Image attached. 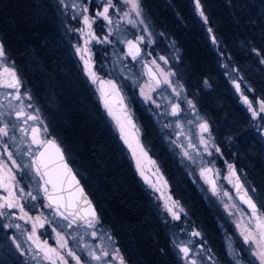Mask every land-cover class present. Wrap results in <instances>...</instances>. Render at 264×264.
I'll return each mask as SVG.
<instances>
[{
    "label": "trees",
    "instance_id": "16d2710c",
    "mask_svg": "<svg viewBox=\"0 0 264 264\" xmlns=\"http://www.w3.org/2000/svg\"><path fill=\"white\" fill-rule=\"evenodd\" d=\"M140 2L153 29L179 50V76L207 116L222 152L218 163H232L238 174L245 173L252 181L257 194L264 195V146L225 76L227 68L234 69L255 97L264 98L260 62L264 0H200L207 24L196 11L195 0ZM56 14L53 0H0V40L126 264H178L172 261L177 258L172 245V230L177 227L203 230L220 250L212 212L156 140L158 130L149 115L135 105L143 141L183 207L186 221L170 219L144 188L96 92L82 75Z\"/></svg>",
    "mask_w": 264,
    "mask_h": 264
},
{
    "label": "snow or ice",
    "instance_id": "6c2138e0",
    "mask_svg": "<svg viewBox=\"0 0 264 264\" xmlns=\"http://www.w3.org/2000/svg\"><path fill=\"white\" fill-rule=\"evenodd\" d=\"M59 5L63 15L71 16L72 20L81 24L80 27L69 26L67 29L70 33L78 34V41H83L82 44L77 42L72 45L75 54L89 82L100 84V100L107 116L115 122L120 139L131 150L137 170L144 177L145 183L149 184L154 193L159 194L156 198L163 201L164 211L173 221L181 220L183 208L179 202L173 199L171 193L165 199L164 192L156 187V182L142 168L137 150L133 148L127 132L131 128L135 136L139 129L122 95L123 85L116 78L104 80L99 77L92 59L93 42L113 46V63L121 68L122 75L123 69L128 67L123 63L126 58L130 57L135 64L141 65L138 76L147 77L145 83L138 85L141 97L156 109H163L159 113L161 117L174 118L162 125L166 129L174 125L179 130L175 132L176 139L171 140V143L180 149V154L191 166L199 169V176L209 186L212 195L220 199L243 241L244 247L236 249L229 237L226 244L229 259L233 264H242L240 252L246 251L254 258L248 264H264V195H258L255 187L247 185L236 167L227 161V173L223 174V179L235 193V198L217 184L221 171L216 168L214 160L204 159L205 156H213L210 149H214L216 154L221 153V149L212 140L208 122L199 117L192 100L182 95L183 85L171 79L175 73L162 69L157 59H146L151 53L142 46L150 48L154 43L149 29L144 27L140 34L129 38L130 34L122 27L128 25L137 28L144 24L140 0H97L94 16L89 14V7L83 0H59ZM195 8L207 24L200 0H195ZM99 19L105 22L107 28L103 37L98 36L93 28ZM209 32H212L211 28ZM212 42L217 43L214 35ZM120 44L124 48L116 47ZM253 51L257 56L261 55L259 51ZM158 60L165 65L169 63L163 55L158 56ZM260 62L264 64V58ZM124 78L129 79L128 76ZM133 83L136 84V81ZM233 84L252 119L264 121V98L250 100L239 83L233 81ZM164 86L171 89L170 95L165 94ZM153 93H157L167 103L158 102ZM112 97L116 98L115 107L119 109L120 115L114 110L110 99ZM32 99L31 93L24 88L15 62H9L4 45L0 42V222H3L0 228L6 234L12 231V234L6 235V241H10V244L5 243L4 247L9 254L18 253L21 257H30L35 264H126L114 238L101 230L97 211L69 166L61 146L54 138H49L46 122ZM185 101L187 108L182 107L181 102ZM189 111L195 120L188 118ZM182 121L199 129L196 134L198 144L194 142L191 131H185V123ZM181 137L184 138L183 142ZM135 139L139 152L147 157L148 153L138 136ZM149 162L155 164L150 158ZM155 171L159 172V168ZM159 179L163 180V176ZM25 180L29 189L24 186ZM164 187H167L166 181ZM224 198L230 203L225 202ZM41 199L43 203H34ZM36 209L48 211L30 215ZM164 219L167 221V217ZM25 225L30 227L25 228ZM46 226L54 234L55 246L43 238ZM187 235L202 240L201 232L195 228L189 230ZM173 246L178 249L179 258L184 264H206L205 257L210 264H219L211 249L205 248L203 242L194 246L191 239H174Z\"/></svg>",
    "mask_w": 264,
    "mask_h": 264
},
{
    "label": "rangeland",
    "instance_id": "374dc122",
    "mask_svg": "<svg viewBox=\"0 0 264 264\" xmlns=\"http://www.w3.org/2000/svg\"><path fill=\"white\" fill-rule=\"evenodd\" d=\"M53 1H54V6H55V11L57 13L56 15H57L58 21H60L61 26L63 28L64 39H65L68 47L70 48L74 59L76 60L78 66L80 67L82 75L85 77L87 83L96 92V94L98 96L99 105H100L105 117L107 118L110 126L114 129V131L116 132L121 144L125 148L126 153H127L126 155H127L128 159L130 160L132 167L134 169V172L136 173L137 177L141 180V182L144 184V186L151 192L150 195L159 203L161 209L164 211L163 201H160L156 198L159 194L154 193L152 191V188L149 186V184L145 183L144 177H142L140 175L139 171L137 170L136 162L132 158V155H131V150L120 139L119 132L115 128V122L112 121L111 118L108 117L106 114V110L103 106V103L100 100V96H99V93L97 91L96 84L93 85L92 83L89 82L88 77L84 73L82 63H81L80 59L75 54V51H74L72 45L74 43H77V42L82 44L83 41H78V34L77 33H70V32H68L67 29L69 26L80 27L81 24L78 23L76 20H72L71 16H65L62 14L63 9L59 5V0H53ZM83 3L89 7V14L94 16L95 11L97 10V0H83ZM142 19L144 20V24L138 25L137 28H131L128 25H122V27L124 29H126L128 31V33L130 34L129 38H131V35L140 34V30H142L144 27H147L149 29V31L153 37L154 43L152 44V46L150 48H148L147 46H142V47H144L145 51L151 53V55L147 56L146 59H149V60L157 59V62L160 64L162 69H164L165 71H171V72L175 73V75L173 77H171V79L175 83L183 85L184 92L182 93V95L186 96L187 99L192 100L193 104L195 105V110L199 114V117L208 122L212 140L215 143V145L219 147V145L217 143V139H215L216 137L213 134V132L211 131V126H210V123L207 119V116L197 108L194 99L189 96L188 90L185 87V85L183 84L181 77L179 76V72H178L179 71V67H178L179 50L176 48L175 43L173 41H170V42L165 41V39H163L160 36V34L156 30L153 29V27L151 26L149 21L144 16L143 11H142ZM93 28L96 31L97 35L100 37H103L106 34V30H107L106 24L102 19H99L97 21V23L93 25ZM113 39H115V37H113ZM116 47L124 48V46L122 44L117 45ZM91 49H92V59L94 61V68L97 71L99 77L104 78V80L116 78V79H118L119 83L123 85L124 90L122 92V95H124L125 102L129 106V109H130V111H131V113L135 119L136 126L139 129V132L136 133L135 136L133 135V130H129V129L127 130L129 140L132 143L133 148H135L137 150V157L140 159L142 168L145 171L146 175L152 181L156 182V187L161 188V190L165 194V199L167 198V194L171 193V191L169 190L170 189L169 184H168V181L166 180V178L164 177L162 169L160 168L159 164L156 162L154 157L151 155V150L149 149V147L146 146V144L143 141V130H142V126H141V123L139 121L138 115L135 112V105H138L139 107L143 108L144 113L149 115L153 124L156 126V128L158 130L159 137H157L156 140L160 141L165 146L167 154L172 159H174L175 163L178 166L181 167V169L185 172V174L188 176L190 181L195 185L197 190H199L200 193H203L205 199H207V201H208L207 205H211V206L215 207L217 209V211L220 210V213L218 212L220 214L219 215L220 217L218 218V220L220 222H222L221 225H219L220 230H221L220 238H221V242H222V247L218 251L221 252V254H222L221 256L218 257L217 254L215 255V253H216L215 247L211 245L209 238L203 232V230L196 229V230L201 232L202 240H197L196 238H193V237L187 235V232L192 229L191 227H185L183 229L182 228L180 229V227H177L176 230H172V245H173L174 239H177V240H179V239H183V240L191 239V240H193L194 246L203 242L205 248L211 249V253L213 250L214 254L212 253V255H215V258L219 262V264H233V261L229 259V256L226 252V244L229 242V237L232 238L231 243H232L233 247H235L236 249H241L244 247L243 241L238 236L237 230L235 229V226L232 223V219L224 211V207H223V204L221 203L220 199H218L216 196L212 195L211 191L209 190V188L204 183V180L199 176V169L191 166L189 164V162L187 160H185L182 157V155L180 154V149L176 148L175 145H173L171 143V140L176 139L175 132L179 131V130H176L174 125L171 129L163 128L162 125H163V123H167L169 120H172L174 118H172L171 116L161 117L159 115V113L163 109H156L154 105L144 102L143 98L141 97L140 88L138 85L143 84L147 81L146 76H138V73L141 72V65L135 64L131 60L130 57L126 58L123 61V63L127 64L128 67L123 69V75H122L121 74V68L117 64L113 63V60L115 59V57L113 55L114 48L112 45L96 44L95 42H93L91 45ZM125 51H126V49H125ZM122 54L123 53H121V55ZM160 55H163L168 59L169 63L167 65L163 64V62L158 60V56H160ZM9 62L11 63L12 61L9 59ZM125 76H128L129 79H125L124 78ZM225 76L227 77L228 83H229L230 87L232 88L233 92L236 94L239 104L243 107V109L246 111V113H248V115L250 116V120L255 123L256 129L258 130V133H259V137H260L261 142L264 146V121L252 119L251 113L248 111L246 105H244L240 99V94L236 92L233 81H235L241 85V89L244 91V94L249 97L250 100L256 101V100H258V97L257 96L255 97L252 88L246 82H244V80L241 78L240 74L237 73L234 69L227 68L225 70ZM134 80L136 81V84L133 83ZM25 89H27V88H25ZM146 91H147V89H146ZM164 92L166 95H170L171 89H168L166 86H164ZM153 96L157 98L158 102H160L162 104L167 103L166 101H163L159 96H157V93H153ZM173 99H175V97H173ZM32 103L35 104L36 106H38L37 103H35V100H33V99H32ZM181 103H182L183 108H187L186 101L181 102ZM38 108L40 109L39 106H38ZM40 112H41L42 118L44 119L41 109H40ZM116 114L119 115L117 112H116ZM262 115H264V114H262ZM187 116H188V118L195 120V117H192L190 111L188 112ZM182 122H184V121H182ZM184 123H185V131L186 132L191 131V133L193 134L194 142L198 144L199 140H198V137L196 136V134L199 132V129L196 128L194 125H188L186 122H184ZM197 123H198V121H197ZM136 136H138L140 142L144 145V148L148 153L147 157L143 156L139 152V148L137 147L136 139H135ZM49 138H54L51 135L50 130H49ZM183 140H184V138L181 137L182 142H183ZM22 148H23V146H22ZM200 150L203 151V149H200ZM210 151L213 152V156H211V157L205 156L204 159L215 161L216 168L219 169L222 173L221 178L217 181V184L219 186H221L223 190L229 191L230 194L233 196V193H232L230 186L223 179V174L227 173L226 163H224V165H221L220 163H218V162H220V157H222V152L220 154H216L214 152V149H210ZM149 158L152 161H155L154 165L150 164ZM157 167L159 168V172L155 171V169ZM161 175L163 176V180L159 179V177ZM239 175L241 176L242 180H244L247 183V185L254 187L252 181L247 177V175H245V173H242ZM165 181L167 182V187H164ZM24 186L26 189H29V184H28L27 180H25ZM221 197H222V193H221ZM233 198H235V197L233 196ZM224 199H225V202L230 203L229 201L226 200V198H224ZM34 203L40 204V203H43V200L41 199L40 201H37ZM169 203H171V201H169ZM236 203H238V202L236 201ZM180 206H181V204H180ZM40 211L47 212L48 210L47 209H36V210L30 212V215H37V214H39ZM165 214L171 219V216H169L167 214V212H165ZM184 215H185V213H184V209H183V213L181 214V219L183 218V222H184V220L186 221V219H184ZM0 223H3V222H0ZM24 227L29 228L30 226L25 225ZM100 228L102 231L111 235V232L107 228L103 227L101 224H100ZM46 229H47V231H46V234L43 236V238L48 239L49 244L52 246H55V238H54V234L51 232V228H47V226H46ZM40 231L44 232V230H40ZM10 234H12L11 230L6 234L5 231L2 228H0V264H35V262L32 261L30 259V257H21V256H19L18 253H16L15 255H11L7 252L6 248L4 247V244L5 243L10 244V241H6V235H10ZM174 249L178 254V249H176L175 247H174ZM13 252H15L14 246H13ZM240 259H241L242 264H248V261L254 260V258L251 257L250 254L247 253L246 251L240 252ZM181 262H182V264H184V262L182 260H181ZM205 262H206V264H210V262H207V257H205ZM256 264H258V262H256Z\"/></svg>",
    "mask_w": 264,
    "mask_h": 264
},
{
    "label": "flooded vegetation",
    "instance_id": "af4514ba",
    "mask_svg": "<svg viewBox=\"0 0 264 264\" xmlns=\"http://www.w3.org/2000/svg\"><path fill=\"white\" fill-rule=\"evenodd\" d=\"M36 103V102H35ZM127 104V103H126ZM129 130H132V129H129ZM140 180V179H139ZM141 181V180H140ZM142 183V182H141ZM169 184V183H168ZM142 185L144 186V184L142 183ZM207 186V185H206ZM144 188L151 194V192L144 186ZM169 190L171 191V187H170V185H169ZM198 192H199V190H198ZM233 193V192H232ZM171 195H172V197H173V199L174 200H176V201H178L179 202V200L172 194V192H171ZM199 196L201 197V199H202V201L204 202V204L206 205V207L208 208V210H210L211 212H212V214H213V220H214V227L216 228V230H217V232L219 233V235L221 234V230H220V227H219V225H221V223L222 222H220L219 220H218V218L220 217L219 215V213H220V210H218L217 211V209L215 208V207H213V206H211V205H207L208 204V201H207V199H205V197H204V195H203V193H200L199 192ZM234 196V195H233ZM238 202V201H237ZM239 203V202H238ZM242 207V206H241ZM163 211V210H162ZM164 212V211H163ZM219 212V213H218ZM211 245H212V243H211ZM213 246V245H212ZM221 247H222V242H221ZM215 250H216V253H215V255L217 254V256L219 257V256H221L222 254H221V252L219 251V252H217L218 250L215 248ZM176 252V251H175ZM212 253L214 254V252H213V250H212ZM176 254H177V252H176ZM214 255V256H215ZM172 261H177L178 262V264L179 263H181L182 264V262H181V259L179 258V256H178V254H177V258L176 259H172Z\"/></svg>",
    "mask_w": 264,
    "mask_h": 264
},
{
    "label": "water",
    "instance_id": "95a60500",
    "mask_svg": "<svg viewBox=\"0 0 264 264\" xmlns=\"http://www.w3.org/2000/svg\"><path fill=\"white\" fill-rule=\"evenodd\" d=\"M0 42H1V40H0ZM101 79H104V78H101ZM96 88H97V91H98V93H99V88H100V84L99 83H97L96 84ZM99 96H100V93H99ZM111 99V102H112V104H113V107H114V110L120 115V112H119V109L118 108H116L115 107V102H116V98L115 97H112V98H110ZM126 103V102H125ZM129 111H130V109H129ZM131 112V111H130ZM132 114V113H131ZM135 121V120H134ZM129 129H131V128H129ZM67 160V159H66ZM68 162V161H67ZM69 166H70V164H69ZM71 167V166H70ZM72 168V167H71ZM77 179H78V177H77ZM79 180V179H78ZM81 184V183H80ZM207 185V184H206ZM208 186V185H207ZM81 187H83L82 186V184H81ZM209 187V186H208ZM83 189H84V187H83ZM85 191V190H84ZM85 194H86V192H85ZM87 195V194H86ZM233 195H234V197H235V193L233 192ZM88 196V195H87ZM88 199L91 201V199H90V197L88 196ZM92 202V201H91ZM92 205H93V207L95 208V206H94V204L92 203ZM95 210H96V208H95Z\"/></svg>",
    "mask_w": 264,
    "mask_h": 264
}]
</instances>
